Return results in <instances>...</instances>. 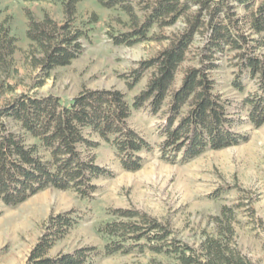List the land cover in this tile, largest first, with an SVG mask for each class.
<instances>
[{"label": "trees", "instance_id": "obj_1", "mask_svg": "<svg viewBox=\"0 0 264 264\" xmlns=\"http://www.w3.org/2000/svg\"><path fill=\"white\" fill-rule=\"evenodd\" d=\"M79 1L64 2L66 19L62 23L47 12L38 19L27 11V36L39 54L35 66L43 67L46 76L56 66L69 64L82 51L86 29L72 24ZM99 1L108 7L121 5L130 15L133 28L112 35L116 43L165 39V35L157 37L149 32L153 27L172 26L180 19L185 20L186 27L167 36L169 43L132 71L129 87H134L152 68L147 86L135 96L132 105L120 89L101 88L81 91L68 105L58 95L24 93L0 106V200L6 204L16 206L48 187L74 189L86 197L97 188L96 179L111 175L94 157L82 155L81 144H97L86 138L87 127L115 147L123 168L140 169L142 157L138 152L153 146L127 124L131 106L148 105L153 113L166 108L160 151L171 162L191 161L207 148L221 149L240 142L241 135L234 129L237 121L229 116L227 100L214 91L212 70L217 64L212 57L226 48L237 50L234 57L239 72L248 71L260 79L263 92L245 102L253 124H264V52L263 56L258 54L264 49V0H152L142 5L144 13L139 17L127 0ZM204 29L208 33L204 46L208 59H202L200 65H189L181 84L175 87L176 75L196 36ZM18 41L12 25L0 22L2 70H12ZM41 149L49 158L40 153ZM222 209L224 216L218 218L216 234L206 236L200 250L173 237L168 226L145 212L117 209L116 218L100 227L103 234L120 238L106 245L105 255L131 252L138 247L174 255L179 264H255L234 245L233 210L227 206ZM76 220L68 211L53 217L47 233L38 239L24 264H92L94 247L50 254Z\"/></svg>", "mask_w": 264, "mask_h": 264}, {"label": "rangeland", "instance_id": "obj_2", "mask_svg": "<svg viewBox=\"0 0 264 264\" xmlns=\"http://www.w3.org/2000/svg\"><path fill=\"white\" fill-rule=\"evenodd\" d=\"M67 0H0V22L12 25L18 49L14 52L12 70L0 68V106L20 94L58 95L64 104L87 89H120L130 105L145 89L152 74L148 69L134 87H129L132 71L141 61L157 55L173 36L186 27L184 19L172 26L153 27L149 38L134 43H116L112 35L133 28L130 15L121 5L108 7L99 0H81L76 4L72 24L86 29L82 51L67 65L56 66L46 76L44 68L35 66L39 54L27 36L30 10L40 19L45 12L62 23ZM152 0H127L136 16L144 13L143 4ZM196 9V7H195ZM242 15L243 9L238 8ZM248 32V31H247ZM208 33H198L190 47L188 58L176 75L175 87L182 82L189 65H200L208 59ZM218 52L212 70L214 91L228 102L229 116L237 121L235 130L242 140L235 145L207 148L191 161L171 162L160 151L166 108L153 113L148 105L135 108L127 124L148 140L153 148L142 150L140 169L122 167L115 147L100 138L91 127L84 128L87 139L97 144L79 146L86 158L111 171L95 180L97 188L86 197L74 189L48 187L16 206L0 200V264H24L38 239L47 233L51 219L70 212L76 223L56 242L51 255L73 252L77 248L94 247L92 264H179L174 255L152 248L131 252L119 251L105 255L110 241L120 240L100 231L107 221L116 218L117 209H136L156 218L172 230V236L200 250L206 236L216 234L218 218H223V206L233 210L234 245L255 264H264V124L256 127L249 119L248 97H258L260 79L249 72H239L234 54L237 50ZM264 49L258 52L261 54ZM38 54V55H37ZM263 56V55H262ZM264 57V56H263ZM49 158L48 153L40 150Z\"/></svg>", "mask_w": 264, "mask_h": 264}]
</instances>
